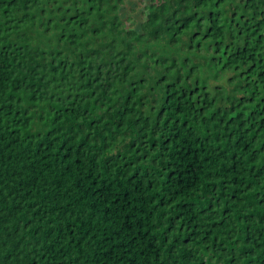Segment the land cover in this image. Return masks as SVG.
<instances>
[{"label":"trees","instance_id":"1","mask_svg":"<svg viewBox=\"0 0 264 264\" xmlns=\"http://www.w3.org/2000/svg\"><path fill=\"white\" fill-rule=\"evenodd\" d=\"M0 0V264H264V0Z\"/></svg>","mask_w":264,"mask_h":264},{"label":"rangeland","instance_id":"2","mask_svg":"<svg viewBox=\"0 0 264 264\" xmlns=\"http://www.w3.org/2000/svg\"><path fill=\"white\" fill-rule=\"evenodd\" d=\"M149 0H125L121 10L123 20L130 21V27L139 30L146 20V5Z\"/></svg>","mask_w":264,"mask_h":264}]
</instances>
